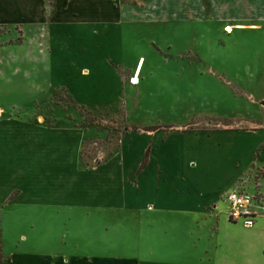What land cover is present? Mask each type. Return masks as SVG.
Returning a JSON list of instances; mask_svg holds the SVG:
<instances>
[{
  "label": "crops",
  "instance_id": "crops-1",
  "mask_svg": "<svg viewBox=\"0 0 264 264\" xmlns=\"http://www.w3.org/2000/svg\"><path fill=\"white\" fill-rule=\"evenodd\" d=\"M127 1L130 5L123 0H0L1 25L19 27L25 37V28H31L22 61L20 55L0 52V82L25 81L30 100L64 89L88 108L121 103L127 84L137 88L128 80L140 78L143 68L140 60L131 67L119 56V25L132 21L124 13L143 8L142 0ZM170 6L175 21L216 26L170 29L169 50L175 56L180 50L185 59L195 55L194 73L201 79L208 76L264 100V0H175L173 9ZM45 35L49 40L41 37ZM180 41H185L183 47ZM200 46L210 52L217 49V58L206 64L198 52L192 53ZM245 83L255 94L243 89ZM28 104L33 101L0 105V207H71L104 217L126 212L135 222L126 219L123 224L140 229L141 242L113 258V238L106 229L88 238L87 249L76 241L75 252L21 254L16 264H264V218L252 228L234 225L223 201L238 180L250 184L254 171H263L258 180L264 199V112L260 121L219 120L191 132L171 125L166 132L150 129L156 125L128 129L118 152L82 168L87 131L49 125L39 117L40 109ZM169 133L183 138L203 135L206 147L189 156L161 153L158 136L164 141ZM147 151V164L140 169ZM106 221L97 226L107 228ZM159 243L167 247L160 251Z\"/></svg>",
  "mask_w": 264,
  "mask_h": 264
},
{
  "label": "rangeland",
  "instance_id": "rangeland-1",
  "mask_svg": "<svg viewBox=\"0 0 264 264\" xmlns=\"http://www.w3.org/2000/svg\"><path fill=\"white\" fill-rule=\"evenodd\" d=\"M170 1L142 0L143 8L137 7L139 11L129 7L132 8L131 11L124 13L125 18L132 21L119 25L123 32L119 44L120 60L124 65L131 67L136 66L140 60V67L143 68L140 78L133 77L139 79V85L132 84L137 85V88H131L127 84L121 103L113 104L107 109L88 108L69 97L64 89L50 90L47 96L33 97L30 100L28 92L25 91V81L13 84L2 81L0 105L11 102L23 105L33 101V104L27 106L38 107L41 112L39 117H44L49 125L65 124L85 129L87 137L80 154L82 168L96 165L118 152L120 138L128 129L135 131L137 128L144 129L141 126L156 125L159 132H166L169 127L166 125H171L177 130L191 132L194 131V127L206 126L208 122L212 125L217 124L219 120L250 118L260 121L263 116L260 112H264V103L261 104V101L264 100L257 98V95L247 97L233 85L225 86L220 81L211 80V77L201 79L194 73L195 55L188 54L189 58L185 59V55L180 56V50H177V56L174 51L169 50L170 29L216 26L175 21L170 17ZM123 2L129 4L127 0ZM174 5L175 0L171 3V9ZM150 10L151 13H148ZM25 30L26 37L19 27L0 24V52L5 56L20 55L17 59L22 61L31 38V28ZM41 37L48 39L46 35ZM180 39H183V36H178V40ZM151 40L157 45L150 43ZM184 44L185 41L179 42L181 47ZM195 52L199 53L206 64L215 60L218 55L217 49L210 52L201 46L198 51L194 50L192 53ZM119 72L123 74L122 71ZM128 81L131 84L132 79ZM257 85L259 89L256 91L260 94L262 87L260 83ZM242 87L245 91H252L255 94L249 84L245 83ZM158 137L161 153L174 152L186 156L191 153L200 154L207 143L203 135L198 138H183L169 133L164 141L163 137ZM212 149L217 153L216 146ZM97 156L100 159L96 161ZM261 172L254 171L250 174V184H245L248 190L257 188L260 191ZM252 177H256L255 181L254 178L251 179ZM240 182L242 180H238L235 185ZM23 206L25 205L0 207L1 245L7 264H16L21 254H37L54 249H61L69 254L75 252L72 247L76 245V241L80 242L82 250L87 249L88 238L98 236L101 232L105 233L106 229H108L106 234L113 238L114 247L111 251L113 258L124 254L126 247H133L141 242L140 229L134 227L131 230L123 224L124 220L132 221L135 218L131 215L126 216V212L104 217L95 213L87 214L86 211L71 207L52 209L48 206ZM104 218L107 219V228L97 226L99 223L105 224ZM143 233L145 239L149 237L147 233ZM22 236L27 240L26 243L23 242ZM62 241L63 244H60ZM125 242H128V246ZM165 246L167 247V243H159V250L162 251ZM162 256L168 258L167 255Z\"/></svg>",
  "mask_w": 264,
  "mask_h": 264
},
{
  "label": "built area",
  "instance_id": "built-area-1",
  "mask_svg": "<svg viewBox=\"0 0 264 264\" xmlns=\"http://www.w3.org/2000/svg\"><path fill=\"white\" fill-rule=\"evenodd\" d=\"M243 183L224 194L223 201L227 204V217L231 223L252 228L259 219L264 218V199L257 188L248 190Z\"/></svg>",
  "mask_w": 264,
  "mask_h": 264
},
{
  "label": "trees",
  "instance_id": "trees-1",
  "mask_svg": "<svg viewBox=\"0 0 264 264\" xmlns=\"http://www.w3.org/2000/svg\"><path fill=\"white\" fill-rule=\"evenodd\" d=\"M151 130L156 129V128H150ZM150 129H147V131H149ZM147 159H148V151L146 152L142 164L140 166V169L143 168L146 164H147ZM1 237H0V264H4L5 263V259H4V255L2 252V245H1Z\"/></svg>",
  "mask_w": 264,
  "mask_h": 264
},
{
  "label": "bare ground",
  "instance_id": "bare-ground-1",
  "mask_svg": "<svg viewBox=\"0 0 264 264\" xmlns=\"http://www.w3.org/2000/svg\"><path fill=\"white\" fill-rule=\"evenodd\" d=\"M228 30H229V28H228ZM131 84H138V79H136V78L132 79Z\"/></svg>",
  "mask_w": 264,
  "mask_h": 264
}]
</instances>
